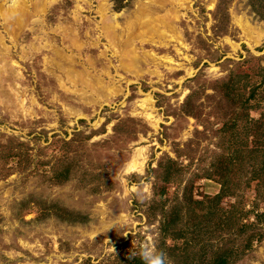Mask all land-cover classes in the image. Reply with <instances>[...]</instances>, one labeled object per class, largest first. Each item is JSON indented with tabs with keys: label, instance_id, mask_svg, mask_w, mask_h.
<instances>
[{
	"label": "rangeland",
	"instance_id": "374dc122",
	"mask_svg": "<svg viewBox=\"0 0 264 264\" xmlns=\"http://www.w3.org/2000/svg\"><path fill=\"white\" fill-rule=\"evenodd\" d=\"M0 10V264H264V0Z\"/></svg>",
	"mask_w": 264,
	"mask_h": 264
},
{
	"label": "clouds",
	"instance_id": "9594fccd",
	"mask_svg": "<svg viewBox=\"0 0 264 264\" xmlns=\"http://www.w3.org/2000/svg\"><path fill=\"white\" fill-rule=\"evenodd\" d=\"M131 174L132 173L129 172L128 176H130ZM139 174H142V173H139ZM125 179L127 183L128 182L127 177ZM132 192L136 194L137 196H140V197L143 196V193L140 191V187L138 185L132 186ZM137 255L139 256L141 260V264H171L170 258L168 257V254L166 253V251L163 249H160L157 246L155 237H149L148 241L142 244L138 253L133 252L127 258L129 260H132Z\"/></svg>",
	"mask_w": 264,
	"mask_h": 264
},
{
	"label": "bare ground",
	"instance_id": "6f19581e",
	"mask_svg": "<svg viewBox=\"0 0 264 264\" xmlns=\"http://www.w3.org/2000/svg\"><path fill=\"white\" fill-rule=\"evenodd\" d=\"M14 6H15V12L11 10L13 16L20 17L19 13H25V10H23V8L21 6L16 5V4L13 5V7ZM39 7H40V5L35 6V9H34L35 13H38V12L42 11V7H40V8ZM0 15L2 16L3 19H5L6 21H8V15H7V13L4 10H2V11L0 10ZM101 16H102V24H103L102 27H101V30L103 31V33H105V34L107 33V36L108 35L111 36V34H109L110 30H108L109 29L108 28V25H110L109 24L110 23V19L107 18V17H105L104 15H101ZM21 17H22V15H21ZM242 27L246 31V34H248V36L251 37V39L253 40V42L255 44H258L261 41V39L264 38V31L258 32L257 30H255L254 28H252L248 24V22L244 23ZM3 58L4 57H0L1 62H4L5 61L4 60L5 58L4 59ZM129 64L130 63H127V67H128ZM139 157H140V154L137 152V154L133 158V161L128 164L127 169H134V168H136V165H138V168H140L141 167V164L139 163L140 162Z\"/></svg>",
	"mask_w": 264,
	"mask_h": 264
}]
</instances>
